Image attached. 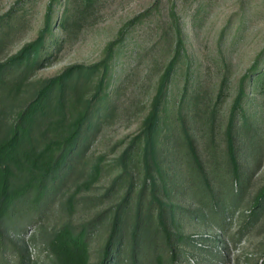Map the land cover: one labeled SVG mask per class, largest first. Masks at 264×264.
Wrapping results in <instances>:
<instances>
[{
	"label": "rangeland",
	"instance_id": "374dc122",
	"mask_svg": "<svg viewBox=\"0 0 264 264\" xmlns=\"http://www.w3.org/2000/svg\"><path fill=\"white\" fill-rule=\"evenodd\" d=\"M51 2V32L42 48L46 58L25 79L20 98L0 89V136L40 79L72 63H96L114 42L107 97L95 101L97 124L88 129L83 151L60 187L40 210L13 214L0 240V263L21 264L26 240L28 264H51L42 240L67 219L76 224L100 214L89 234L90 263L99 264L117 209L124 239L138 208L144 221L157 213L145 174V143L138 136L181 36L157 138L163 173L155 166L152 170L157 194L168 204L170 227L186 236L173 237L179 264H264V0H90L86 9L87 0H0V16H5L0 19V61L38 36ZM100 74L87 84L89 95ZM15 75L11 71L5 78L11 83ZM241 85L243 108L236 109L233 127L238 179L227 125ZM186 133L210 187L194 162ZM95 161L101 165L98 178L89 187H78ZM75 190L70 209L67 197ZM161 235L157 240L164 247ZM144 259L147 264L148 257Z\"/></svg>",
	"mask_w": 264,
	"mask_h": 264
},
{
	"label": "trees",
	"instance_id": "16d2710c",
	"mask_svg": "<svg viewBox=\"0 0 264 264\" xmlns=\"http://www.w3.org/2000/svg\"><path fill=\"white\" fill-rule=\"evenodd\" d=\"M89 3L90 0H87L84 9ZM52 7L51 2L46 11L45 24L38 36L0 61V89H4L7 94L15 98H20L21 92L24 91L25 79L29 77L33 68L46 58L42 55V48L51 32ZM68 10L67 7L62 19L63 25L68 17ZM4 17L1 15L0 19ZM113 43L108 44L105 56L96 63H72L61 72L40 79L26 104L13 110L6 131L0 136V240L7 234L9 230L7 226L12 221L13 214L17 215L20 210L28 208L40 210L45 205L51 194L66 179L68 169L73 167V161L82 153L88 129L97 124L99 109L96 110L95 101L100 102L107 97L104 86L108 77ZM182 46V37L179 36L176 55L169 61L160 77L151 108L144 118L138 136L139 138L143 136L141 139L145 143V174L146 179L151 181L152 198L157 202V213L152 211L148 216L149 220L144 221L138 208L134 221L127 228L129 238L124 239L121 209H117L112 218L111 230L99 264H108L114 258L117 259L116 264H142L146 262L145 257H148L147 264L151 262L179 264L178 245L173 237L176 236L177 240L186 236L181 232H174L170 227L166 215L168 204L157 194V178L152 170L155 166L159 174L163 173L156 156L157 138L162 121L161 109L166 97V87ZM10 70L16 73L11 83L5 78ZM100 71L102 75L100 74L97 81L94 80V92L89 95L87 84ZM243 96L244 86L241 85L234 99L227 125L230 160L238 179L241 171L233 127L236 109L243 108ZM186 140L196 166L205 175L200 156L189 133H186ZM129 149L124 152L123 158L128 154ZM100 172V162L95 161L90 168L89 177L79 183L78 187L82 185L89 187L98 178ZM205 177L210 187L211 183L206 175ZM118 178L119 176L115 180ZM163 183L165 185L164 180ZM76 192L73 191L67 197L70 209L74 207ZM262 199H264V189L261 192ZM172 204L170 203L171 206ZM119 206L121 207V204ZM99 219L100 214L76 224L71 219H67L48 234L42 241L49 262L91 264L89 234L95 229ZM161 232L166 243L164 247L160 246L157 240ZM21 248V264H28L30 255L23 252L28 248V241L24 240Z\"/></svg>",
	"mask_w": 264,
	"mask_h": 264
}]
</instances>
